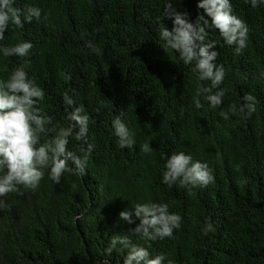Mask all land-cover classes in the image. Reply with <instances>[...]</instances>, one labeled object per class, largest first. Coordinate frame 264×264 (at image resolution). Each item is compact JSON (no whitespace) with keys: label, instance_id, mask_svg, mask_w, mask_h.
Instances as JSON below:
<instances>
[{"label":"trees","instance_id":"trees-1","mask_svg":"<svg viewBox=\"0 0 264 264\" xmlns=\"http://www.w3.org/2000/svg\"><path fill=\"white\" fill-rule=\"evenodd\" d=\"M230 2L248 26L247 47L236 54L218 30L208 29L206 42L216 41L219 52L214 63L226 70L225 96L213 109L201 95L198 109L197 89L210 82L199 81L195 62L185 65L159 33L162 23L173 27L167 4L195 23L203 13L199 0H16L22 10L39 7L42 16L22 29L9 26L0 43L27 41L33 48L26 58L0 53V80L27 61L29 77L45 91L41 114L52 118L42 142L71 123L67 92L90 117L87 143L74 134L68 149L82 155L87 144L93 148L84 175L66 172L56 184L46 170L36 189L0 197L7 205L0 208V264H124L121 246L106 253L122 234L172 264H264V4ZM246 94L257 100L251 116L240 110ZM231 105L236 113L225 120L220 112ZM115 116L134 133L133 148L119 147ZM146 141L150 153L141 150ZM177 152L207 163L214 182L164 184L167 158ZM149 202L166 203L182 217L172 238L141 239L131 233L139 219L120 218ZM209 222L214 231L205 235Z\"/></svg>","mask_w":264,"mask_h":264},{"label":"clouds","instance_id":"clouds-1","mask_svg":"<svg viewBox=\"0 0 264 264\" xmlns=\"http://www.w3.org/2000/svg\"><path fill=\"white\" fill-rule=\"evenodd\" d=\"M246 2L252 8L264 4V0ZM15 4L16 0H0V42L5 40V33L10 25L22 29L24 22L31 23L33 19H41L42 10L39 7L29 6L22 10ZM197 6L203 9V13L193 23L187 12H179L172 7V3L167 4L164 14L172 19L173 27L169 30L162 23L159 36L169 48L179 53L185 65L195 62L192 70L198 73L199 81L210 82L198 87L194 98L196 108L203 106L199 99L203 95L204 100L216 109L221 106L225 96V91L220 86L225 80L226 70L223 64L214 63L219 52L214 50L216 41L206 42L208 29L218 30L224 42L234 46L236 54L247 47L249 29L246 22L234 14L230 0H199ZM88 47L98 55L102 54L92 42H89ZM32 48L33 43L27 41L12 46L0 43V53L4 57L26 58ZM26 65L27 61L13 69L7 80H0V197L20 192L21 188L36 189L46 170L56 184L61 183L66 172L84 175L88 155L93 148L91 144H87L82 155L68 149L70 138L74 134L77 141L87 143L90 117L84 106H76L67 92L63 99L71 108L67 117L71 123L67 127L53 129L54 137L42 142V134L48 133L52 118L41 114L38 104L44 100L45 91L29 77ZM261 75L264 76V73ZM213 89L216 91L213 92ZM243 100L245 103L240 110H246L251 116L256 111V97L246 94ZM229 112L235 114L236 105H231L228 111H221L220 116L227 120ZM112 126L118 137L119 147L133 148L136 143L134 133L130 132L121 116H115ZM141 150L150 153V141H146ZM165 169L163 183L170 187L178 184L180 187L195 188L207 186L215 180L207 163L194 161L191 155L184 152L169 156ZM5 207L6 202L0 200V208ZM133 214L140 223L131 233L144 240L172 238L174 231L181 227L182 217L170 212L166 203H137L122 211L120 218L133 224ZM211 231L214 228L209 222L204 233L207 235ZM117 245L126 250L124 264H165L166 260L167 264H172L164 253L153 256L148 248L134 243L126 234L113 236L106 253L110 256ZM103 264H109V261L105 260Z\"/></svg>","mask_w":264,"mask_h":264}]
</instances>
